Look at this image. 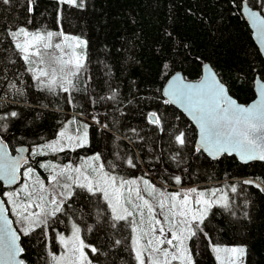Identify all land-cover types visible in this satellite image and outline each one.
I'll return each mask as SVG.
<instances>
[{
  "label": "trees",
  "instance_id": "1",
  "mask_svg": "<svg viewBox=\"0 0 264 264\" xmlns=\"http://www.w3.org/2000/svg\"><path fill=\"white\" fill-rule=\"evenodd\" d=\"M243 1L84 0L81 8L60 5L57 0H35L30 14L27 0H10L8 4L0 0V114L18 113L5 121L11 152L16 153L19 145L30 147L52 140L66 120L80 118L90 125L89 144L75 152L53 154L58 162H79L81 157L100 153L103 160L120 164L121 175L147 173L170 189L224 187L231 198L229 208L214 205L201 224L203 231L197 230L190 240L195 264H218L209 240L242 245L247 250L244 264H264V192L260 191L264 188V163H241L226 155L212 160L203 152L196 153V128L177 107L163 103L162 94L173 73L182 72L196 80L202 65L210 63L240 102L254 99L255 76L259 74L264 80V59L241 14ZM245 1L254 8L259 6V0ZM20 26L62 31L87 42L84 68L72 77L76 88L70 94L59 89L52 94L35 87L32 74L25 70L29 66L6 35L7 30ZM13 82L16 87L10 88ZM114 91L115 98L107 99ZM69 95L73 97L71 104ZM152 111L163 118L164 132L148 123L147 114ZM177 128L186 133L188 143L174 161L171 157L177 146L169 133ZM116 154L132 156L137 167L128 168L116 160ZM176 175L182 177V185L174 184L171 178ZM244 180L253 183L246 185ZM231 184H236V193L226 187ZM4 189L0 183L1 194ZM68 203L72 205L69 213L81 228L93 229L82 231L86 244L100 250L95 255L88 250L93 262L135 264L127 239L130 231L119 225L113 229L106 214L98 217L97 209L102 205L95 197L78 189ZM59 220L64 223L52 221L47 241L39 228L22 237L28 264H48L46 243L58 250L52 229L64 233L70 229L67 217ZM116 239L122 243L116 245Z\"/></svg>",
  "mask_w": 264,
  "mask_h": 264
},
{
  "label": "snow or ice",
  "instance_id": "2",
  "mask_svg": "<svg viewBox=\"0 0 264 264\" xmlns=\"http://www.w3.org/2000/svg\"><path fill=\"white\" fill-rule=\"evenodd\" d=\"M2 2L8 4L10 0ZM34 3L35 0H27V11L30 14L34 10ZM57 3L72 7L84 6V0H57ZM260 9L257 12L248 9V12L252 26L260 39L264 40V0H260ZM6 35L19 58L26 65L32 66L25 70L32 74L38 90L56 94L59 89L70 94L76 88L72 77L80 74L86 60V53H79L76 49H86V41L79 37H69L62 31L30 30L25 26L9 29ZM2 40L3 37H0ZM66 49H71V53ZM54 51L60 54L53 55ZM163 67L168 68V65ZM9 87L15 88L16 84L13 82ZM164 95L169 98L163 103L180 105L199 126L200 138L194 146L196 153L206 152L213 159L225 153H236L244 162L251 159L264 160V144L261 143L264 141V91L258 103L245 107L228 95L225 85L209 69L199 84L186 82L176 75L164 90ZM115 96L114 91L107 99H114ZM68 102H73L71 95ZM17 116V111L0 114V181H6L9 185L20 181L18 191L4 192L3 195L8 198L7 202L11 203L14 210L13 215L21 225L18 229L11 227L12 220L4 214L6 201L0 199V264H25L24 259H18L25 251L18 243L21 236H28L39 228L47 241L52 221L64 223L59 220L60 216L68 218L70 230L66 235L63 231L52 229L56 232V243L64 251L57 254L46 243L50 257L48 264H93L85 249L93 255L100 250L92 244H86L82 238V231L91 232L93 229L91 226L82 229L68 211L72 207L68 202L77 194L78 189L95 197L102 205L97 209L98 217L106 214L113 229L119 225L130 231L127 239L131 241L135 264H173L174 261L179 264H195L186 241L195 237L197 230L203 231L199 225L204 223L214 205L229 208L231 198L224 187L168 191L167 188L157 187L145 177L126 178L118 171L120 164L103 160L100 153L81 157L80 162L69 160L61 164L52 160L39 161V167L50 173L45 182L30 161L49 154L75 152L88 146L90 125L74 116L62 124L56 139L31 145L30 148H18V155L11 156L5 142L9 131L5 121ZM92 120L100 124L96 116ZM147 120L158 131H165L163 118L156 111L149 112ZM73 125L75 127H71ZM103 127L107 128L108 125L104 124ZM169 135L177 146L176 154L171 157L175 161L180 156L179 150L186 147L188 140L186 133L178 128ZM116 160L132 169L138 163L132 156L121 157L119 154H116ZM171 179L175 185L183 183L179 175ZM243 183L248 185L253 181L244 180ZM226 187L232 193L237 192L236 184ZM260 191L264 192V188H260ZM204 235L207 238V233ZM121 243L120 239L115 240L116 245ZM209 243L212 244V241L209 240ZM212 250L217 254L219 264H242L247 253L244 246L221 247L212 244Z\"/></svg>",
  "mask_w": 264,
  "mask_h": 264
},
{
  "label": "water",
  "instance_id": "3",
  "mask_svg": "<svg viewBox=\"0 0 264 264\" xmlns=\"http://www.w3.org/2000/svg\"><path fill=\"white\" fill-rule=\"evenodd\" d=\"M248 9H251V11L253 12H257V11H261L260 9V0H259V6L258 7H252L248 4L247 1H243L242 2V5H241V14L242 16L244 17V19L247 21L248 25H249V28L252 32V37H253V40L256 44V46L258 47L263 59H264V40H261L258 33H257V30L252 26V23L249 19V12H248ZM263 14V13H262ZM207 65L208 67L205 68L204 66ZM209 69L211 70V72L215 73L216 74V78L225 85L226 89H227V93L229 96H231L233 99H235L237 101L238 104H241V105H244L245 107H249V106H252L256 103H258L262 97H261V92L264 91V80L261 78V76L259 74H257L255 76V79H254V92H255V97L254 99H252L250 102L248 103H243V102H240L236 97H234L227 85L221 80L219 74L217 73V71L215 70V68L212 66V64L210 63H204L202 65V71H201V76L200 78L196 79V80H191V79H188L184 76V74L182 72H175L173 73L171 76L168 77V79L165 81L164 85H163V89H162V94L164 96L165 99H168L169 97H166L164 95V90L167 89L169 87V82L173 79V77H175L176 75H179L181 78L185 79L186 82H191L193 84H199L201 82V79L202 77L206 76L209 72ZM174 105L175 107H177L188 119L189 121L193 124V126L196 128V131H197V135H196V139H195V144H196V141L199 140L200 138V134H199V126L192 120L191 116L184 110V108H182L180 105L178 104H172ZM6 142V141H5ZM7 143V142H6ZM262 144H264V141H261ZM8 145V144H7ZM21 147H26V148H30L28 145H19L17 147L18 148H21ZM8 152L11 156H17V152L16 153H12L9 146H8ZM206 156H208L210 159L212 160H218L220 158H222L223 156H234L239 162L241 163H250V162H262L264 163V160H259V159H251V160H248L247 162H244L242 161L239 156L236 154V153H233L231 155L225 153V154H222L219 156V158H216V159H213L211 156H209L206 152H203ZM23 155H25L26 157L28 156L27 153H24ZM0 183L3 185L4 188H13V187H16L18 184H20V181L17 182V184H12V185H9L6 181H0ZM0 199L2 200H5L2 196V194L0 193ZM6 201V200H5ZM5 215L8 217V219L12 220V225L11 227L13 229H18L16 224H15V221L14 219L12 218V216L10 215V212H9V209H8V206H7V203H5ZM18 243L20 244V246L22 247L21 245V239L20 241H18ZM18 259H24L23 257V253L21 254L20 257H18ZM25 260V259H24ZM25 264H27L26 260H25Z\"/></svg>",
  "mask_w": 264,
  "mask_h": 264
},
{
  "label": "rangeland",
  "instance_id": "4",
  "mask_svg": "<svg viewBox=\"0 0 264 264\" xmlns=\"http://www.w3.org/2000/svg\"><path fill=\"white\" fill-rule=\"evenodd\" d=\"M69 37H72V36H69ZM66 51L70 54L71 53V49H66ZM76 51L77 52H79V53H83V47H81V48H77L76 49ZM53 55H56L57 54V52H53L52 53ZM64 58L65 59H67L68 58V56L67 55H65L64 56ZM29 67H32L31 65H28ZM73 114H75L76 115V113H73ZM69 120V119H68ZM67 121V120H66ZM57 138V136H55L52 140H54V139H56ZM49 141H51V140H49ZM52 156L51 157H48V158H41V157H37L36 159H32L33 161L31 162V166L32 167H34L35 169H36V171H37V173H39V176H40V178H42V179H44L45 180V182H47V177L50 175V173L48 172V170H46V169H41L40 167H39V161H41V160H52L53 162H57V163H61V162H58V160H56V158H55V156H53V154H51ZM35 160H37V163H36V161ZM80 162V161H79ZM61 164H63V163H61ZM123 176H125V175H123ZM126 178H135V177H145L146 179H149L150 181H152L153 183H155L156 185H157V187H164V188H167V190L168 191H177V190H180V189H184V190H187L188 188H180V189H170V188H168V186H166V185H164V184H160L159 182H157L156 180H154L153 178H151L150 176H145V174H141V175H135V176H131V177H129V176H125ZM35 178V177H34ZM19 185L20 184H18L16 187H13V188H6V189H4V192H13V191H18L19 190ZM193 188H195V187H193ZM210 188H215V187H196V189L199 191V190H206V189H210ZM54 194V193H53ZM3 195V194H2ZM23 194L21 193V196H22ZM207 193H206V198H207ZM219 195V194H218ZM195 196V194H193V197ZM3 197L5 198V200H6V202H7V197L6 196H4L3 195ZM215 199V198H214ZM7 204H8V206H9V212H10V214H11V216H12V218L14 219V221H15V224H16V226H17V228H20L21 227V225H19L18 223H17V217L15 216V215H13V209H12V205H11V203H9V202H7ZM193 207H196L195 205H193ZM194 227H195V225H194ZM199 227L200 228H202V225H199ZM70 230V229H69ZM69 233V231L67 232V233H65L66 235ZM55 236H56V233H55ZM55 236H54V239H55ZM83 238V237H82ZM55 242H56V240H55ZM86 243V242H85ZM57 244V243H56ZM186 244L188 245V247L190 248V240H188V241H186ZM212 244H219L221 247H233V246H242V245H227V244H222V243H217V242H212ZM212 244H211V248H212ZM58 245V244H57ZM57 248V247H56ZM51 249V248H50ZM52 251H55L57 254H60V253H63V248L61 247V246H59L58 245V250L56 249V250H54V249H51ZM190 250H191V248H190ZM85 251L86 252H88V249H85ZM213 251V250H212ZM213 253H214V255H215V258H216V253L213 251ZM88 254H89V258H90V253L88 252ZM222 256L224 255V254H221ZM91 259V258H90ZM217 260V259H216ZM217 262H218V264H219V261L217 260ZM93 264H98V263H96V262H93ZM173 264H179V262L178 261H174L173 262ZM242 264H244V258H243V261H242Z\"/></svg>",
  "mask_w": 264,
  "mask_h": 264
},
{
  "label": "flooded vegetation",
  "instance_id": "5",
  "mask_svg": "<svg viewBox=\"0 0 264 264\" xmlns=\"http://www.w3.org/2000/svg\"><path fill=\"white\" fill-rule=\"evenodd\" d=\"M6 189V188H5ZM3 196V195H2ZM4 198V197H3ZM5 199V198H4ZM7 203V202H6ZM7 206H8V204H7ZM8 209H9V206H8ZM23 237V235L21 236V245H22V238ZM23 247V246H22ZM24 254V253H23ZM27 262V261H26ZM28 264V263H27ZM31 264H34L33 262L31 263Z\"/></svg>",
  "mask_w": 264,
  "mask_h": 264
},
{
  "label": "bare ground",
  "instance_id": "6",
  "mask_svg": "<svg viewBox=\"0 0 264 264\" xmlns=\"http://www.w3.org/2000/svg\"><path fill=\"white\" fill-rule=\"evenodd\" d=\"M243 18V17H242ZM24 25V24H23ZM61 39V38H60ZM56 101V100H55ZM60 102V101H59ZM54 105V104H53ZM63 108V107H62ZM80 119V118H79ZM23 145H25V144H23ZM37 163V162H36Z\"/></svg>",
  "mask_w": 264,
  "mask_h": 264
},
{
  "label": "built area",
  "instance_id": "7",
  "mask_svg": "<svg viewBox=\"0 0 264 264\" xmlns=\"http://www.w3.org/2000/svg\"><path fill=\"white\" fill-rule=\"evenodd\" d=\"M261 186H263L262 184H260Z\"/></svg>",
  "mask_w": 264,
  "mask_h": 264
}]
</instances>
